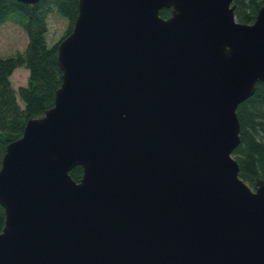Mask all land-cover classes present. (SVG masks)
Returning a JSON list of instances; mask_svg holds the SVG:
<instances>
[{
    "label": "water",
    "instance_id": "water-1",
    "mask_svg": "<svg viewBox=\"0 0 264 264\" xmlns=\"http://www.w3.org/2000/svg\"><path fill=\"white\" fill-rule=\"evenodd\" d=\"M233 7L79 0L53 104L1 159L0 264H264V180L231 155L264 4L248 23Z\"/></svg>",
    "mask_w": 264,
    "mask_h": 264
},
{
    "label": "trees",
    "instance_id": "trees-1",
    "mask_svg": "<svg viewBox=\"0 0 264 264\" xmlns=\"http://www.w3.org/2000/svg\"><path fill=\"white\" fill-rule=\"evenodd\" d=\"M79 0H0V23L12 20L27 33L25 48L9 55L0 52V164L9 141L21 136L29 117L42 115L53 104L55 91L61 83V69L57 63V45L67 35L78 14ZM233 15L237 21L251 22L257 7L264 0H233ZM60 12L67 26L59 40L48 45L47 19L51 12ZM161 16L170 13L161 7ZM18 66L28 69L25 84L14 89L10 76ZM18 98L22 101L19 103ZM239 141L231 151L238 164V175L253 186L256 177L264 180V81L254 83L253 92L236 106ZM79 180L83 173L77 164L69 170ZM4 208L0 204V230L4 225Z\"/></svg>",
    "mask_w": 264,
    "mask_h": 264
},
{
    "label": "rangeland",
    "instance_id": "rangeland-1",
    "mask_svg": "<svg viewBox=\"0 0 264 264\" xmlns=\"http://www.w3.org/2000/svg\"><path fill=\"white\" fill-rule=\"evenodd\" d=\"M47 23L46 38L48 45H51L63 35L67 26V19L60 12L54 10L49 14ZM27 40L26 31L16 22L6 20L0 23V52L2 55H9L17 50L22 51L26 46ZM27 75L28 69L24 66H18L13 70L10 79L14 89H17L19 85L25 84ZM18 101L22 105V101L19 98Z\"/></svg>",
    "mask_w": 264,
    "mask_h": 264
}]
</instances>
